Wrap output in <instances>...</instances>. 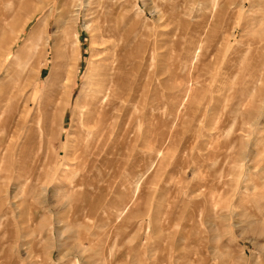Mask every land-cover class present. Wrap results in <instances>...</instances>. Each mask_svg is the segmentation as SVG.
Returning <instances> with one entry per match:
<instances>
[{
	"label": "rangeland",
	"instance_id": "rangeland-1",
	"mask_svg": "<svg viewBox=\"0 0 264 264\" xmlns=\"http://www.w3.org/2000/svg\"><path fill=\"white\" fill-rule=\"evenodd\" d=\"M101 81L123 107L103 141L78 122ZM0 118V137L21 122L0 264H264V0H0Z\"/></svg>",
	"mask_w": 264,
	"mask_h": 264
},
{
	"label": "bare ground",
	"instance_id": "bare-ground-1",
	"mask_svg": "<svg viewBox=\"0 0 264 264\" xmlns=\"http://www.w3.org/2000/svg\"><path fill=\"white\" fill-rule=\"evenodd\" d=\"M242 6L244 7V2H243V4H242ZM222 9V8H221ZM77 14V13H76ZM63 18V17H62ZM61 18V20L63 21V23H64V19H62ZM60 20V21H61ZM69 23V22H68ZM69 26V25H68ZM65 27H67V24H66V26ZM65 27H63V30H64V33H65V35L68 37V33H70L69 32V28H65ZM22 28V27H21ZM71 28V27H70ZM90 28V27H89ZM88 28V29H89ZM67 40V39H66ZM70 39L68 38V40L67 41H69ZM66 41V42H67ZM71 43V42H70ZM72 48V47H71ZM70 48V49H71ZM73 49V48H72ZM70 51H72V50H70ZM69 52V51H68ZM77 52V51H76ZM71 54V53H70ZM60 64V66H59V72L57 73V72H55L57 75L55 76V73H52L51 74V76H50V79H51V81H52V87L53 86H55V87H59V84H61L63 81H62V78H63V76L65 75V73H64V63H62V62H60L59 63ZM186 65V64H185ZM216 69V68H215ZM185 71H184V77H183V79H182V81L183 82H185V83H188V82H190V81H193L194 79H196L194 76H195V74H194V72H193V74H194V76H192V75H188L187 73H188V69H187V67L185 66V69H184ZM38 75V74H37ZM32 76V75H31ZM26 81H29V79H30V77H29V75H27V77H23ZM33 78V77H32ZM39 78V77H38ZM37 79V78H36ZM31 80H34V79H31ZM39 81V80H38ZM67 81H69V80H67ZM33 82V81H32ZM108 82V81H107ZM223 82V81H222ZM36 83V82H35ZM51 83V82H50ZM185 83H184V85H185ZM63 84H66V83H63ZM101 86H98V88L96 87V89H98L97 90V92L98 93H101L102 94V92L103 91H105V92H107L106 94H105V96H106V98H105V96H103L102 98H101V96H100V98L98 97V96H95V95H97V92H95V90H91V92H92V98H90L89 97V100H83L82 102H80V104L82 105V106H80L81 108L80 109H82L81 111H80V117H81V115H83L82 116V118H79V120H78V122L79 123H82V128H83V131H84V129H85V127L88 129L89 128V130L91 129V130H93L94 132H93V134H95V135H99L101 138V140L103 141L104 140V136L102 135H100V134H103V133H101V132H103L104 130H105V126L106 125H109L110 124V121H111V119H114V116H113V113L116 111L117 112V108H115V103L117 102V101H119V94L120 93H118L117 91H115V85H114V81H112V82H108L106 85H104V83L101 81V83H99ZM36 85V84H35ZM62 85V84H61ZM104 85V86H103ZM146 85V84H145ZM23 86H29V84H27V85H23ZM38 86V85H37ZM40 86V85H39ZM67 84H66V88H67ZM50 87V86H49ZM63 87V86H62ZM91 87L92 88H95V84L93 85H91ZM185 87H187V86H184V88ZM60 88V87H59ZM91 88V89H92ZM36 89H37V87H36ZM48 89V88H47ZM57 89V88H56ZM55 89V90H56ZM188 90V89H187ZM59 91V90H58ZM60 91H61V89H60ZM64 91H66L65 89H64ZM45 92V91H44ZM49 92V91H48ZM90 92V91H89ZM88 92V93H89ZM186 88L184 89V91H183V94L185 93L186 94ZM220 92H222V91H216L215 93H219L220 94ZM39 93V92H38ZM52 94H56L55 93V91H54V88H52L51 89V91L49 92V93H47L46 95L48 96L47 98L44 96V98H46V99H43V102H42V104H41V106L40 105H38L39 107H38V109H36V111H35V114H34V118L32 119V121H34V120H36L38 123H40V125L39 126H41V127H39V129L42 131V134L41 135H43V138H44V134H45V136H49L50 134H52L53 132H52V130H53V128H55V126L58 128L59 126L61 127V125H63L62 123H63V121H61V118H60V116H57V117H55L54 116V114L56 113H62V112H64L65 113V109L67 108V106L66 105H64L63 106V104H62V102L60 103V102H55L54 103V95H52ZM213 94V93H212ZM62 95V94H61ZM64 95V94H63ZM68 95V94H67ZM214 95V94H213ZM95 96V97H94ZM62 97V96H61ZM64 97V96H63ZM87 97V96H86ZM25 98V97H24ZM41 98V97H40ZM57 98V97H56ZM55 98V99H56ZM66 97H64V99H65ZM186 98V97H185ZM67 100H66V102L68 103V101H69V96H68V98H66ZM88 99V98H87ZM105 99V100H104ZM126 99V98H125ZM42 100V99H41ZM101 100H103V104H102V106L100 107V110L98 111L97 110V108H98V104H99V101H101ZM127 100V99H126ZM62 101V100H61ZM65 101V100H64ZM124 101V100H123ZM36 102V101H35ZM98 103V104H97ZM254 103V102H253ZM25 104V103H24ZM23 104V105H24ZM95 105H96V107H95ZM100 105V104H99ZM88 108V109H87ZM25 110L26 109H28V102L26 101V106H25V108H24ZM79 109V110H80ZM87 109V110H86ZM122 109H123V107H121V108H119V110H118V112L119 111H122ZM226 109V108H225ZM237 110V109H236ZM117 112V113H118ZM52 114H53V116H52ZM223 115H224V113H223ZM246 115V114H245ZM51 116H52V118L54 119V121H50L49 122V120L51 119ZM64 116V115H63ZM218 116V115H217ZM205 117V116H204ZM6 118V117H5ZM221 118V117H220ZM225 118V117H224ZM1 119V118H0ZM52 119V120H53ZM221 121V120H220ZM246 121H247V119H246ZM255 121H257V119L255 120ZM37 122H35L36 123V126L38 125L37 124ZM8 123V122H7ZM10 123V122H9ZM27 123V122H26ZM54 123V124H53ZM111 123H113V132H114V124H116V123H114V120H112V122ZM236 123V122H235ZM21 124V122L17 125V127L20 129V125ZM23 124H24V122H23ZM223 124V123H222ZM5 125H6V123H5ZM15 125V124H14ZM49 125L50 126H53L51 129H50V127H49ZM35 126V127H36ZM220 126H223V125H221V124H218V125H216V128H220ZM1 127H2V123L0 122V130H1ZM26 127H28V126H26ZM30 127H31V125H30ZM29 127V128H30ZM17 128V129H18ZM81 128V126H80V130L82 129ZM16 128L13 130V131H11V134L10 135H8V134H3L1 137H0V171L1 172H6V171H9V166L11 167V166H13V160L15 159V155H16V151H17V149H18V145H19V143L18 142H20L19 140H20V136H21V134L19 133V130H17ZM23 129V128H22ZM36 129V128H35ZM38 129V130H39ZM111 129V128H110ZM37 130V131H38ZM107 130V129H106ZM109 130V129H108ZM32 131V130H31ZM31 131H29V133L31 132ZM1 132V131H0ZM3 132V131H2ZM27 132H28V130H27ZM39 132V131H38ZM92 132V131H91ZM113 132H112V134H113ZM58 133H60V131L58 132ZM57 133V134H58ZM82 133V132H81ZM31 135H32V133H30ZM36 134V133H35ZM83 134V133H82ZM86 134V133H85ZM109 134H111V133H109L108 132V135ZM112 134L110 135V136H112ZM126 134V133H125ZM37 135H39L40 136V134H37ZM36 135V136H37ZM87 136H88V133L86 134ZM109 136V137H110ZM50 137H51V135H50ZM86 137V136H85ZM89 137V136H88ZM27 138H29L28 137V135H27ZM39 138V137H38ZM40 138H42V137H40ZM46 138H48V137H46ZM60 138V137H59ZM99 138V137H98ZM97 138V139H98ZM236 138V137H235ZM88 139V138H87ZM107 139H108V137H107ZM41 140V139H40ZM81 140V139H80ZM101 140H99L98 142H96L97 143V145H95V147H91V149H90V152L91 153H88V154H86V155H84V152H83V154H81L82 153V151H81V153L78 155V156H80V158H81V160H83L82 162L84 163V167H88V166H90L91 165V163L93 162H95L93 159H95V156H97V153H99V147H100V145H102V143H101ZM110 140V139H109ZM108 140V141H109ZM112 140V139H111ZM87 141V140H86ZM91 141H92V139H91ZM105 141H107V140H105ZM44 142H46L45 140H43V143ZM82 142V141H81ZM86 143V142H85ZM105 144V143H104ZM45 145V144H44ZM88 145V144H87ZM47 146V145H46ZM42 146H40L39 148H41ZM103 147V146H102ZM106 147V146H105ZM83 148V147H82ZM22 150L24 149L23 147L21 148ZM92 150V151H91ZM37 151V150H36ZM40 151V150H39ZM23 151H20V153H19V157L21 156L22 157V155H23V153H22ZM41 152V151H40ZM22 153V154H21ZM35 154V153H34ZM38 154V153H37ZM42 154V153H41ZM101 155V154H100ZM89 156L90 157H92L91 159L89 158ZM36 157H39L40 158V156H36ZM94 157V158H93ZM42 158V157H41ZM41 158H40V160H41ZM29 159V158H28ZM36 159V158H35ZM40 160H38V161H40ZM73 160V159H72ZM96 162H97V160H96ZM33 164H34V162H33ZM78 164H80V162L78 163ZM82 164V163H81ZM19 166L18 167H20V164H18ZM43 164H41V166H42ZM75 165H77V163L75 164ZM75 165L73 164L72 165V167L74 166L75 167ZM31 166H33V165H31ZM39 166V165H38ZM37 165H36V167H38ZM82 166V165H81ZM40 167V166H39ZM14 168V167H13ZM91 168H93V167H91ZM30 169H31V167H30ZM33 169H34V167H33ZM90 169V168H89ZM83 170V169H82ZM93 170V169H92ZM91 171V170H90ZM39 172V171H38ZM71 172H72V169H71ZM7 173V172H6ZM78 173V172H77ZM5 174V173H4ZM42 174V173H41ZM28 175H29V172H28ZM31 175V174H30ZM81 175V174H80ZM89 175V174H88ZM2 176V175H1ZM9 176V174L6 176V179H7V177ZM74 176H75V174H74ZM1 178V177H0ZM10 178V177H9ZM28 178V177H27ZM26 178V179H27ZM41 178V177H40ZM84 178H86L85 176H84ZM5 179V180H6ZM11 179V178H10ZM33 179V177L30 179V181H33L32 180ZM73 179V178H72ZM2 180H4V178L2 177ZM12 180H13V178H12ZM27 180H29V179H27ZM38 179H36V181H37ZM7 181V180H6ZM5 181V182H6ZM20 181V180H19ZM35 181V180H34ZM36 181H35V183H36ZM71 181H73V180H71ZM8 182V181H7ZM9 182H10V180H9ZM15 182V181H14ZM27 182H29V181H27ZM83 182V181H82ZM28 184V183H27ZM33 184V183H32ZM14 185V184H13ZM29 185V184H28ZM36 185V184H35ZM15 186H17V185H15ZM31 186V185H30ZM67 186H68V184H67ZM70 186V185H69ZM6 187H9V186H7L6 185ZM33 188V187H32ZM19 188H17V191H19L18 190ZM22 189H24V188H22L21 187V190ZM27 189H28V187H27ZM200 189V188H199ZM4 190H5V188H4ZM9 190H10V188H9ZM12 190V189H11ZM10 190V191H11ZM23 191V190H22ZM1 192V191H0ZM6 192V191H5ZM7 192H8V190H7ZM20 192V191H19ZM206 192V191H205ZM12 193V192H11ZM15 193V192H14ZM17 193V192H16ZM15 193V194H16ZM8 194H10V193H8ZM19 195H20V193H18ZM22 194V193H21ZM7 195V194H6ZM11 195V194H10ZM17 195V194H16ZM22 195H24V194H22ZM207 195V194H206ZM2 196V195H1ZM15 196V195H14ZM25 196V195H24ZM32 196V195H31ZM86 196V195H85ZM4 197V196H3ZM43 197H44V195H43ZM7 198H9V197H7ZM6 198V199H7ZM12 198V197H11ZM4 200V201H7V200ZM14 199H15V197H14ZM13 199V200H14ZM45 200H46V198H45ZM11 201H12V199H11ZM43 201H44V198H43ZM48 201H49V199H48ZM2 202V201H1ZM16 202H18V201H16ZM15 202V203H16ZM8 203H9V201H8ZM43 203V202H42ZM49 203V202H48ZM1 204V203H0ZM45 204V203H44ZM218 204V203H217ZM2 205H4L3 203H2ZM8 205V204H7ZM6 205V206H7ZM40 205H42V204H40ZM17 206H18V203H17ZM46 206V205H45ZM4 207V206H3ZM81 207V206H80ZM0 208H2V207H0ZM12 208V207H11ZM18 208V207H17ZM45 208V207H44ZM48 209V208H47ZM51 210H52V208H51ZM50 213V212H49ZM6 214V213H5ZM4 214V215H5ZM13 214V213H12ZM89 214V213H88ZM0 215H1V213H0ZM32 215V214H31ZM14 216V215H13ZM5 217H6V215H5ZM1 218V217H0ZM3 220V219H2ZM12 220V219H11ZM7 221L5 220V223H6ZM22 223V222H21ZM30 223V222H29ZM1 225V224H0ZM20 225V224H19ZM212 229V228H211ZM36 229H34V231H35ZM22 231V230H21ZM33 231V232H34ZM37 231V230H36ZM35 231V232H36ZM2 232H4V231H2ZM84 233V232H83ZM36 234V233H35ZM191 239V238H190ZM3 240V239H2ZM187 244V243H186ZM220 256V255H219ZM230 258H231V256H230V252L227 250V251H225V253L223 254V255H221V257H220V263L219 264H225V263H227V261L228 260H230ZM14 259V258H13ZM218 260V259H217ZM231 261V260H230ZM233 261V260H232ZM190 263V262H189ZM197 264H198V261H197ZM215 264H218V263H215ZM231 264H234V263H232L231 262Z\"/></svg>",
	"mask_w": 264,
	"mask_h": 264
}]
</instances>
